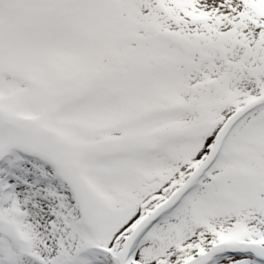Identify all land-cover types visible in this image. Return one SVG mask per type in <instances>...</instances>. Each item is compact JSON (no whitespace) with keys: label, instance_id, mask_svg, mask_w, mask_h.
<instances>
[{"label":"snow or ice","instance_id":"1","mask_svg":"<svg viewBox=\"0 0 264 264\" xmlns=\"http://www.w3.org/2000/svg\"><path fill=\"white\" fill-rule=\"evenodd\" d=\"M0 264H264V0H0Z\"/></svg>","mask_w":264,"mask_h":264}]
</instances>
